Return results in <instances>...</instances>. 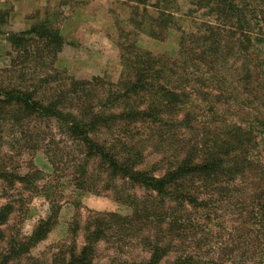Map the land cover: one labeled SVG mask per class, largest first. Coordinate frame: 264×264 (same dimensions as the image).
I'll return each instance as SVG.
<instances>
[{"label": "rangeland", "instance_id": "374dc122", "mask_svg": "<svg viewBox=\"0 0 264 264\" xmlns=\"http://www.w3.org/2000/svg\"><path fill=\"white\" fill-rule=\"evenodd\" d=\"M168 12L174 20L167 37L159 40L149 37L142 25L135 29L132 19L141 24L155 15L153 7L139 0H0V78L37 91L44 99L66 87L73 90L74 82H93L86 90L97 94L103 84L108 88L120 80L127 48L175 58L179 28L189 32L214 20L191 0H174ZM43 22L58 29L59 47L45 48V41L31 36L20 46L10 42V35ZM256 53L250 56L255 63ZM238 60L239 65L232 60L222 70L221 86L199 83L196 68L189 69L195 82L184 88V95L186 102L192 98V105L162 119L161 146L140 124L132 127L142 151L137 169L157 177L174 170L197 142L193 124L201 135L207 134L210 145L220 140L232 146L225 158V170L238 165L232 180L223 177L226 172L218 183L192 177L169 189L168 195H159L127 181L110 182L92 163L89 171L95 182L83 189L76 181L82 168L74 166L81 152L65 130L48 120L27 119L15 129V138L5 132L0 173L11 174L0 179V210L9 206L12 213L0 225V262L7 257L8 264H61L98 232L93 264H144L159 248L167 251L160 264H264V133H259L264 70H253V84L247 89L236 77L242 65ZM196 90L207 94L200 97L212 105L202 103ZM82 92L78 88V94ZM202 108L211 110H204L207 123ZM189 111L192 118L200 116L198 122L191 117L182 122ZM215 120L219 123L213 124ZM188 192L200 203L186 202ZM50 217V231L37 241Z\"/></svg>", "mask_w": 264, "mask_h": 264}, {"label": "trees", "instance_id": "16d2710c", "mask_svg": "<svg viewBox=\"0 0 264 264\" xmlns=\"http://www.w3.org/2000/svg\"><path fill=\"white\" fill-rule=\"evenodd\" d=\"M191 2L197 10L208 11L214 20L196 24L189 32L179 28L182 36L175 58L155 56L149 51L139 50L133 46L127 48V52L122 55L124 71L120 80L116 84H109L108 88L107 84H103V88L97 94L86 90L92 88L93 82H74L73 90L66 87L45 100L39 98L37 91L24 88L12 81L4 82L0 78V140L6 137L5 132L15 138V129L27 119L38 123L47 120L53 122L65 130L81 152V157L74 161V166L82 168V173L76 181H80L78 186L83 189L91 182H95L89 171L92 163L110 182L127 181L159 195H168L169 189L192 177L202 181L213 179L218 183L219 178L226 172L223 177L228 176V180H232L238 165L225 170V158L232 146L227 147L230 144L226 142L222 144L220 140L217 142L213 140L211 146L207 134L201 135L200 128L193 124L191 129L196 132L197 142L192 144L190 151L181 160L176 161L178 164L174 170L157 177L150 171L137 169L142 151L138 148L139 140L134 141L136 134L132 132L133 125L140 124V128L152 132L151 136L159 139L158 147L161 146L164 137L160 134L162 119L168 117L172 110L182 112L184 109L182 107L192 105V98L186 102L189 98H185L184 95V88L195 82L192 80L193 72L189 69L196 68L194 74L197 72L199 83L209 82L221 86L223 84L221 81H224L222 70H225L232 60L239 65L240 58L242 65L238 67L240 73L236 77L239 82L247 85V89L253 84L252 79L255 75L253 70H264V0H191ZM173 3L174 0L154 2L139 0V4L147 8L153 7L155 15L141 24L132 19L135 29L142 25L149 37L164 40L174 20V14L168 12ZM28 36L45 41V48L59 47L62 44L58 29L47 22L40 23L27 32L12 34L9 40L13 45L20 46ZM256 46L259 53H256ZM252 50L258 56L257 63L250 57L255 54H251ZM241 54L242 58L239 57ZM95 86L97 88L98 85ZM78 88L83 92L78 94ZM259 88L262 89L260 84ZM196 91L198 93L196 96H199L197 98L202 103L209 102L205 97H200L207 94ZM209 104L212 105L211 102ZM142 105L146 108H141ZM200 110L203 111L201 116L203 123H207L204 110L207 114L210 109ZM193 111L197 112L196 107ZM190 117L189 111L184 115L182 122L185 123ZM199 117L197 115L195 118L191 117L190 121L198 122ZM218 121L215 120L213 124H218ZM259 126L262 129L259 133L263 135L264 119ZM10 174L4 171L0 173V179L4 180ZM222 181L220 180V183ZM186 202L200 203L191 192L186 194ZM8 207L0 210V225L6 223L12 213ZM50 225H53L52 217L44 225L46 229L38 231L37 241L41 240L45 233L47 235ZM97 235L98 232L89 235L87 243L81 250L71 251L69 260L61 264H93V249L96 241H99ZM166 253L167 251L162 252L159 248L144 264H160ZM9 261L7 257L2 258L0 264H8Z\"/></svg>", "mask_w": 264, "mask_h": 264}]
</instances>
